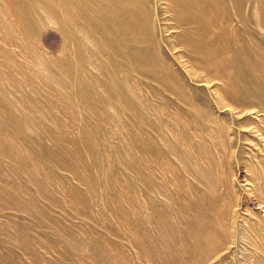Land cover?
<instances>
[{"label":"rangeland","instance_id":"374dc122","mask_svg":"<svg viewBox=\"0 0 264 264\" xmlns=\"http://www.w3.org/2000/svg\"><path fill=\"white\" fill-rule=\"evenodd\" d=\"M0 264H264V0H0Z\"/></svg>","mask_w":264,"mask_h":264}]
</instances>
